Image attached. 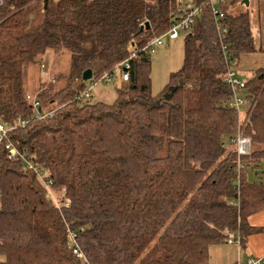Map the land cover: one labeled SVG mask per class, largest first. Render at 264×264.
<instances>
[{
    "label": "trees",
    "instance_id": "1",
    "mask_svg": "<svg viewBox=\"0 0 264 264\" xmlns=\"http://www.w3.org/2000/svg\"><path fill=\"white\" fill-rule=\"evenodd\" d=\"M2 1V121L33 117L27 95L41 111L60 109L0 144V264H210V247L227 233L241 248L260 233L249 220L264 210V67L244 74L242 116L227 82L228 68L257 52L249 13L228 12L244 0L226 2L221 30L206 11L185 33L183 67L158 97L143 48L170 30L179 0ZM51 56H67V69L28 93L31 68ZM116 71L128 79L114 103L78 98L104 74L114 83ZM239 132L253 150L237 188L229 140ZM8 142L47 169L59 207L20 160L7 159Z\"/></svg>",
    "mask_w": 264,
    "mask_h": 264
},
{
    "label": "built area",
    "instance_id": "2",
    "mask_svg": "<svg viewBox=\"0 0 264 264\" xmlns=\"http://www.w3.org/2000/svg\"><path fill=\"white\" fill-rule=\"evenodd\" d=\"M229 0H191L189 3L178 5L177 17L176 20L171 25L170 30L162 37L152 40L147 43V45L143 48L144 53L154 54L159 47L163 45L162 40L164 37H168L170 39H177L181 32L186 33L197 25L198 20L202 17V15L208 11L212 16L213 21L215 22V26L217 30H221L222 22L226 18V13L223 10V6ZM3 1L0 0V6H2ZM135 57L133 54L131 58ZM125 67L129 69V62H125L120 65L121 68ZM123 79H128V73H124ZM104 81L110 83L111 77L109 74H104L99 80L91 81L85 89L79 94L78 98L82 100H88L92 97L91 91L95 86L96 82ZM227 82L229 87L231 88V106L237 110L239 116L243 115V112L246 110V106L248 105V99L244 95L245 91V81L242 80L239 76V72L235 67H230L227 70ZM26 99L30 101L33 109L35 110V114L30 120L18 118L16 124L11 125L9 127L5 126V123L2 121L0 117V144L3 140H5L11 131L16 130L17 128L25 127L30 121L34 120H42L45 118H53L57 111L60 109L59 106H56L54 110L50 112L41 111V105L37 96L27 95ZM229 146L237 155V179L236 185L237 188H240L242 175L244 171L247 169L246 163H244L243 159L250 156L253 150L252 141L248 137L242 136L241 132H239L235 137L229 140ZM6 152L7 159L9 161H18L20 160L24 165L25 171L32 172L36 175L37 179L40 181L42 186L47 191V197L52 199L57 206H60L59 200L57 199L54 191L52 190L53 181L50 178V174L47 169H44L40 165L34 163L26 153L20 152L16 146L12 142H8L6 144ZM235 206L239 207V203H235ZM228 238L227 242L230 243L232 240H235L236 243L240 246L239 237L236 236L235 233H227ZM71 248L73 249V253L80 258H83V254L81 249L79 248L76 235L71 234ZM238 264H264L263 258H249L245 262H238Z\"/></svg>",
    "mask_w": 264,
    "mask_h": 264
},
{
    "label": "rangeland",
    "instance_id": "3",
    "mask_svg": "<svg viewBox=\"0 0 264 264\" xmlns=\"http://www.w3.org/2000/svg\"><path fill=\"white\" fill-rule=\"evenodd\" d=\"M54 2L58 0H53ZM191 0H179L180 4L189 3ZM249 6L243 2L238 5H233L232 8L227 11L231 15H237L240 13H249L250 19L254 26H261L263 30L259 29L258 35L264 40V0H248ZM184 40L185 33L181 32L177 39H170L164 37L162 40L163 45L152 55V67H151V91L154 97L160 96L165 90V87L170 81V76L173 72L179 71L184 64ZM264 44V43H263ZM263 46V45H262ZM263 47L261 48V50ZM264 55L260 54V56ZM60 59V60H59ZM68 58L67 56H61L55 58L51 56L49 59H45L42 67L31 68L30 78L26 81V90L28 93H37L40 89V83L46 78H50L52 74L62 72L67 69ZM239 65L236 66L238 69ZM245 77L241 74V79ZM115 82L108 83L104 81L96 82L91 91L92 97L89 99L91 102H104L112 104L117 99V90L123 88L127 82L122 79V74L116 71L114 74ZM264 160V154L260 156ZM261 176H264V162L260 165V169L257 170ZM249 223L260 229V233L252 235L248 239V243L245 248H241L235 240L228 243L215 244L210 247L209 256L210 264H237L238 262H245L249 258H263V255L255 256L250 251L251 242L258 241L261 243L262 237H264V210L254 214ZM240 249L242 251H240Z\"/></svg>",
    "mask_w": 264,
    "mask_h": 264
},
{
    "label": "crops",
    "instance_id": "4",
    "mask_svg": "<svg viewBox=\"0 0 264 264\" xmlns=\"http://www.w3.org/2000/svg\"><path fill=\"white\" fill-rule=\"evenodd\" d=\"M251 25L253 29L255 46L257 47V52L251 53V54H245L241 58L240 62L238 63L240 67H238V69L236 68L237 71L239 72L240 77H241V74L249 73L252 69L264 67V55L260 56V54H263L264 52V44H263L264 40L260 38L261 33L259 32V29L263 30V28H261L260 25L254 26L252 24V21H251ZM258 33H260V35H258ZM262 47L263 49L261 50ZM249 247H250V251H252L255 256L263 255L264 254V237H262L261 243H259L258 241H254V242H251Z\"/></svg>",
    "mask_w": 264,
    "mask_h": 264
},
{
    "label": "water",
    "instance_id": "5",
    "mask_svg": "<svg viewBox=\"0 0 264 264\" xmlns=\"http://www.w3.org/2000/svg\"><path fill=\"white\" fill-rule=\"evenodd\" d=\"M244 4H246L247 6H249V1L248 0H244ZM147 28H148V24H146ZM93 77V72L91 70H87L84 72L83 74V80L84 81H89L91 80ZM176 90V88H172L170 89V92H174ZM170 95H165V98L168 99Z\"/></svg>",
    "mask_w": 264,
    "mask_h": 264
}]
</instances>
